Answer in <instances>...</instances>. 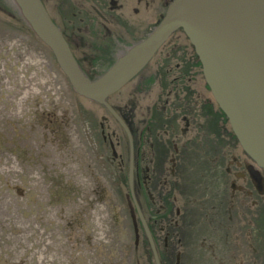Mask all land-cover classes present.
Masks as SVG:
<instances>
[{
	"label": "rangeland",
	"instance_id": "obj_1",
	"mask_svg": "<svg viewBox=\"0 0 264 264\" xmlns=\"http://www.w3.org/2000/svg\"><path fill=\"white\" fill-rule=\"evenodd\" d=\"M3 2L6 11H0V43L17 45V68H5L7 72L0 73V78L12 79L17 71V92L21 97H17V110H20L17 129L7 119L2 130L7 142L0 145V264H154L141 239L138 245L134 244L126 197L127 148L123 130L102 106L74 92L50 56L51 52L31 32L12 1ZM81 2L60 3L58 10L62 14L59 16L54 3L48 7L55 21L74 36L71 37L74 53L92 78L102 73L125 46L145 36L164 13L157 1L141 0L142 4H138L134 0V8L145 6L143 16L148 25L139 36L138 30H133L134 24L139 23L132 20L131 7L125 5L124 11L119 12L118 26L126 32L119 33L118 26L112 27V32L108 26L102 27L89 13L88 5ZM80 11H84L81 17ZM101 28L110 33L102 34ZM113 32L124 36L109 60L100 49L90 50L91 44L102 43L106 36L115 37L116 34L111 35ZM191 53L188 39L182 31H176L148 66L113 94L109 102L124 113L133 109L137 121L146 117L150 108L159 107L161 98L171 103L172 92L178 88L172 80L181 76L182 63ZM93 54H98L102 63L95 65L87 59ZM194 70L197 73L196 67ZM202 80L197 77L195 89L200 90ZM9 84L0 79V92L14 91V81ZM47 86L50 87L46 89ZM35 91L42 92L38 98L47 94L43 91L51 93L54 103L44 105V100H38L37 106L30 105L26 97ZM65 91L68 106L58 101ZM42 106L48 107L60 120L64 118L62 131L67 137L66 143L60 141L64 136L57 131L53 136L27 120L31 108ZM100 123L107 135L106 142L100 133ZM110 140L116 146L118 159L112 160ZM210 169L206 164L198 171V180L205 187H222L209 178ZM155 230L160 244L163 233L158 227Z\"/></svg>",
	"mask_w": 264,
	"mask_h": 264
},
{
	"label": "flooded vegetation",
	"instance_id": "obj_2",
	"mask_svg": "<svg viewBox=\"0 0 264 264\" xmlns=\"http://www.w3.org/2000/svg\"><path fill=\"white\" fill-rule=\"evenodd\" d=\"M42 1L54 21L52 10L48 7L49 3L56 5L55 10L59 16L62 14L58 10L60 3L76 2V0ZM78 1L88 5L89 13L93 18L99 21L102 27L108 26L110 32L112 27L119 25L118 19L121 15L119 12L124 11L125 5L131 7L132 20L136 19L135 22L139 23L134 24L136 27L133 30H138L140 36L148 29L143 16L145 6L134 8V0ZM137 1L138 4H142L141 0ZM154 1L159 3V7L161 4V8L165 10L166 0ZM3 4V0L0 1V11L5 13L6 8ZM81 13L84 11H80V17ZM157 13L156 10L155 16ZM56 24L77 58L71 42V37L74 36L57 22ZM119 29L121 30L118 31L119 33H126L121 25L118 26ZM99 31L102 34L110 33L103 28ZM118 32L111 34H116L115 37L106 36L102 39V43L91 44L90 50L100 49L104 54L103 57L109 60L114 48L123 41L124 34L119 36ZM129 45L125 46V49ZM97 55L87 56V59L95 65L96 62L100 64L102 62ZM50 56L52 57L51 53ZM77 60L83 68L80 60L78 58ZM114 60L109 62L107 67ZM197 61L192 48L191 57L182 63L181 76L172 80L178 88L172 92L171 103L165 98L158 97L159 107L147 110L146 117L141 118L140 121L135 119L133 109H127L124 113L113 105L132 135L134 195L155 244L159 264H264V170L242 150L227 117L215 103L204 79L200 90L195 89L197 77H202L200 63L198 65L199 61ZM12 67L17 68V45L0 43V73L5 75L7 71L4 69ZM193 67H196L197 73ZM83 70L85 71L84 68ZM192 70H194L193 74ZM190 73L192 75H189ZM152 76L154 78L155 73ZM63 78L67 80L64 75ZM0 79L4 84L6 82L11 84V81H14V91L0 92V145L4 146L7 142L2 132L6 127L5 124L7 122L9 124L12 120L13 129H17V112L20 111L17 110V97H21V93L17 92V71L12 79L10 77ZM49 87L47 86L46 89ZM43 92L47 94L38 98L39 92H37L29 94L26 99H29L30 105L34 106H37L38 100H44V105L51 101L54 103L55 98L52 94ZM59 100L63 105L68 106V92L65 91L63 96L58 98ZM30 110L28 121L40 125L53 136L57 131L64 136L60 141L67 142V137L62 131L65 125L64 118L60 120L59 116L56 117L53 111L49 112V108L44 106ZM67 115L65 111V117ZM110 116L126 136L117 120ZM100 130L103 141L106 142L107 135L103 133L102 123ZM108 145L113 154L112 160L118 159L119 154L114 143L110 140ZM126 148L128 182L127 137ZM20 158L23 159V156ZM121 160L124 162V159ZM206 164L212 170L209 178L215 179L223 185L222 187L202 186L203 182L198 180V171L204 169ZM126 197L134 244L138 245L141 239L146 254L155 264L129 187ZM155 227L163 233L160 244ZM186 242H189V245H186Z\"/></svg>",
	"mask_w": 264,
	"mask_h": 264
},
{
	"label": "water",
	"instance_id": "obj_3",
	"mask_svg": "<svg viewBox=\"0 0 264 264\" xmlns=\"http://www.w3.org/2000/svg\"><path fill=\"white\" fill-rule=\"evenodd\" d=\"M11 1L74 92L105 108L124 129L128 187L155 264H159L157 250L133 191L132 135L109 98L148 66L176 31H182L192 46L202 77L242 150L264 170V0H170L148 34L94 78L83 70L42 0Z\"/></svg>",
	"mask_w": 264,
	"mask_h": 264
},
{
	"label": "bare ground",
	"instance_id": "obj_4",
	"mask_svg": "<svg viewBox=\"0 0 264 264\" xmlns=\"http://www.w3.org/2000/svg\"><path fill=\"white\" fill-rule=\"evenodd\" d=\"M53 21H54V20H53ZM54 22H55V21H54ZM55 23H56V22H55ZM57 26H58V25H57ZM58 27H59V26H58ZM165 43H166V42H165ZM111 98H112V97H111ZM111 98H110V99H111Z\"/></svg>",
	"mask_w": 264,
	"mask_h": 264
},
{
	"label": "trees",
	"instance_id": "obj_5",
	"mask_svg": "<svg viewBox=\"0 0 264 264\" xmlns=\"http://www.w3.org/2000/svg\"><path fill=\"white\" fill-rule=\"evenodd\" d=\"M198 62V61H197ZM198 65H199V62H198Z\"/></svg>",
	"mask_w": 264,
	"mask_h": 264
}]
</instances>
